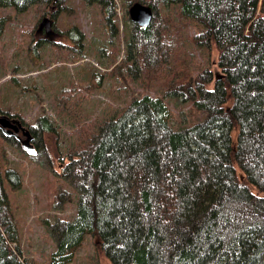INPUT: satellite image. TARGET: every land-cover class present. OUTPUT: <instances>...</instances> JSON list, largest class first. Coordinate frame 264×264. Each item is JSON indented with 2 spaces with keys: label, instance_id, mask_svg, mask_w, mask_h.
Instances as JSON below:
<instances>
[{
  "label": "trees",
  "instance_id": "1",
  "mask_svg": "<svg viewBox=\"0 0 264 264\" xmlns=\"http://www.w3.org/2000/svg\"><path fill=\"white\" fill-rule=\"evenodd\" d=\"M66 1L0 0V7H52L57 17ZM85 1L102 7L116 33L115 0ZM136 1L151 5L154 17L148 27L133 23L125 63L114 71L140 72L158 94L147 90L75 134L61 174L78 191L77 217L50 224L57 244L50 264L71 262L87 233L114 264H264V196L249 185L264 191V33L253 25L246 34L239 0ZM193 49L208 56L216 49L222 73L197 63ZM76 91L64 88L62 109L79 107ZM171 97L189 103L187 122L176 118ZM27 126L39 148L58 131L46 113ZM1 166L0 264H30L4 188L5 174L19 173ZM70 197L60 190L61 202Z\"/></svg>",
  "mask_w": 264,
  "mask_h": 264
},
{
  "label": "rangeland",
  "instance_id": "2",
  "mask_svg": "<svg viewBox=\"0 0 264 264\" xmlns=\"http://www.w3.org/2000/svg\"><path fill=\"white\" fill-rule=\"evenodd\" d=\"M130 1L136 0H115L116 33L111 31L102 7L85 0H67V10L56 12L57 17L53 15L57 8L52 7L33 6L25 12L11 6L0 7V111L27 125L46 113L58 128L55 134L44 135L45 146H35L33 151L24 149L16 137L6 136L0 128L2 171L14 168L19 173V177L11 178L6 173L4 188L27 263L50 264L57 248L50 224L59 218L73 221L77 217L78 191L61 174V160L80 127L118 111L147 90L158 94L153 91L158 84L147 87L140 72L135 76L125 68L123 75L114 71L126 60L133 35ZM239 1L246 34L253 25L258 34L264 33V0ZM46 16L54 20L56 35L52 39L45 29L38 32ZM75 26L84 35L83 45L76 40ZM193 32L191 29L190 34ZM193 50L197 63H210L213 74L222 73L217 70L216 49L210 56L201 49ZM101 74L104 77L100 82ZM73 85L77 87L75 97H82L83 101L68 112L62 109L58 97L64 88ZM209 87L214 88L213 82ZM167 102L176 118L187 122L189 103L175 97L167 98ZM249 185L254 194L264 196L262 189ZM61 189L70 192V200L60 201ZM97 240L87 233L68 264H114L103 251H97Z\"/></svg>",
  "mask_w": 264,
  "mask_h": 264
},
{
  "label": "water",
  "instance_id": "3",
  "mask_svg": "<svg viewBox=\"0 0 264 264\" xmlns=\"http://www.w3.org/2000/svg\"><path fill=\"white\" fill-rule=\"evenodd\" d=\"M154 8L142 2H135L129 8L130 19L133 23L138 24L141 27H148L154 17ZM54 20L50 17H45L39 25L38 32H42L43 29L46 30V35L49 38H54L56 32L54 31ZM0 128H3L6 132V135L12 136L13 134L22 131V136L17 135L20 138V142L23 145L24 149L27 151L34 150V136L32 135L30 129L23 125L20 118H10L9 115L3 114L0 111Z\"/></svg>",
  "mask_w": 264,
  "mask_h": 264
},
{
  "label": "flooded vegetation",
  "instance_id": "4",
  "mask_svg": "<svg viewBox=\"0 0 264 264\" xmlns=\"http://www.w3.org/2000/svg\"><path fill=\"white\" fill-rule=\"evenodd\" d=\"M4 114V113H3ZM9 115V114H8ZM10 116V118H17V117H15V116H11V115H9ZM22 120V119H21ZM22 123H23V125L24 126H26L27 127V124L22 120ZM1 130L3 131V133L6 135V132L4 131V129L3 128H1ZM17 135H20V136H22L23 137V135H22V131H21V129H20V132H18V134L17 133H15V134H13L12 136H8V135H6V136H8V137H16L19 141H21L20 140V138L17 136ZM33 142V144H34V147H35V143H34V140L32 141Z\"/></svg>",
  "mask_w": 264,
  "mask_h": 264
}]
</instances>
